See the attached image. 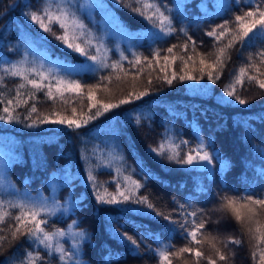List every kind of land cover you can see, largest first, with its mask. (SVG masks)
Segmentation results:
<instances>
[{"label": "trees", "instance_id": "trees-1", "mask_svg": "<svg viewBox=\"0 0 264 264\" xmlns=\"http://www.w3.org/2000/svg\"><path fill=\"white\" fill-rule=\"evenodd\" d=\"M104 2L122 27L131 34L129 44L120 45V51L114 48L111 38L103 41L109 50L107 63L119 61L123 71L119 68H99L86 57L66 49L52 34L43 32L25 18L23 12L40 9L47 4V0H0V77L3 78L0 80V92L5 93L8 98L15 96L16 86L22 81L4 73L3 68L24 57L27 59L26 67H31L35 61L32 59L30 46L48 53L53 60L65 65L88 64L92 68L87 67L80 72H57L67 79L80 81L84 85L83 95L65 93L63 99L56 97L49 100L45 96L47 89L37 92L35 101L25 95L28 104L16 109L22 120L33 103L37 112L32 114L31 120L43 116L55 119L51 115L53 112L69 119H81L89 113L86 88L102 81V76L145 72L149 74V79L152 77L150 75L157 73L155 77H163L162 84L167 86L169 84L164 77L170 79L175 72L176 79L170 88L166 87L163 91L165 86H155V90H160L155 91L151 89L155 84L152 81L155 80L150 79L151 84L147 81L150 87L147 96L140 100L132 99L131 103L112 109L76 132L53 124H41L36 128L24 127V123H30L31 120L20 124H3L0 121V145L10 149L14 156L7 176L17 191L43 193L50 197L51 181L59 187L57 201L64 191L65 197H60V201L70 195L71 200L77 202L74 210L67 216L50 217L52 223L47 227L48 230H71L69 239L61 241L69 252L75 242L72 234L79 231L87 234V239L80 243V264H108L109 257L111 264H159L158 255L149 251L148 246L156 250L164 245H171V250L177 251L187 243L180 229L170 231L171 226L154 215H125L116 206H99L91 187L85 184V169L91 167L97 183L106 185L111 194H116V184L123 183L124 176H131L142 182L144 187L139 194L148 196L166 214L177 203L190 201L193 208L204 210L205 218L209 221L206 233L213 232L218 227L216 220L222 203L221 197L245 194L260 197L264 194V99H259L264 98V89H260L255 81L249 82L247 79V76H255L258 80H264V65L254 59L252 63L255 67H249L248 60L249 54L255 57L262 50L261 44L258 39L253 40L251 46L238 42L234 44L223 58V67L214 71V75L219 72L220 79L213 84L207 79V71L203 75L200 73V64L197 65L198 60H194L199 56L192 51V42L188 41V37L195 42L196 53L200 56L211 47L217 51L225 47L231 35L216 41L206 33L226 20L234 21L236 15H243L244 11H248L249 6L245 0H181L178 8L177 0H158L162 6L171 9L170 15L176 31L168 36L115 0ZM25 3L29 7H24ZM128 3L134 4V0H128ZM13 4L16 6L10 8ZM173 5L176 8L173 9ZM230 27L234 34L237 30L235 23ZM182 28L187 35L180 31ZM52 30L62 34L58 25H53ZM219 31L218 29L217 32ZM93 32L97 33L98 38L100 32ZM185 43L188 44L187 51L182 47ZM174 45L176 47L173 53H168L167 49ZM91 51L95 54V49ZM121 53L126 59L121 60ZM172 55L177 57L174 62L171 60ZM136 56L140 57L139 63L135 62ZM165 56L170 58L168 62H165ZM188 56L193 59L187 60ZM35 65L39 67L38 64ZM163 65L167 71L162 68ZM241 67L246 68L247 75L243 78V86L236 85V91L248 101L247 106L232 102L223 92L224 87L233 82ZM185 73H191L196 79L180 81L179 76ZM52 83L55 84V81ZM173 84L180 89L171 87ZM246 85L260 94H251ZM22 91L27 93V89ZM3 106L0 104V111ZM73 109L76 110L75 116ZM91 111L94 113L95 109ZM6 134L13 135L14 139L9 140L5 137ZM201 138L208 146L207 150L217 157L212 165L190 168L171 163L149 151L150 146L155 147L167 141L166 148L171 150V145H179V151L183 154L189 148H194ZM182 141L188 143L182 144ZM82 155L87 157V162L81 160ZM60 184L63 185L62 188ZM100 190L103 192V187ZM13 192L11 195L0 193V198L5 201L15 200L18 196ZM9 211L15 215L18 210ZM112 219L118 220L124 230L140 241L138 251H133L131 245L112 234L108 226V221ZM74 220L76 224L69 229L68 225ZM9 223L15 222L6 218L5 224L0 225L5 231L0 232V235H6L10 240ZM235 246L229 244V248ZM199 247L204 257L199 264H207L208 245L202 243ZM28 250L34 253L40 251L41 255L45 251L32 245L30 241H18L13 245L5 242L0 250V264H19L25 259L24 253ZM171 259L172 264H178L179 261L193 264L196 260L187 253ZM258 259L257 254L256 260ZM51 264L62 262L57 258L52 259Z\"/></svg>", "mask_w": 264, "mask_h": 264}, {"label": "snow or ice", "instance_id": "snow-or-ice-1", "mask_svg": "<svg viewBox=\"0 0 264 264\" xmlns=\"http://www.w3.org/2000/svg\"><path fill=\"white\" fill-rule=\"evenodd\" d=\"M115 2L128 8L134 15L141 17L146 23L152 25V27L158 28L165 36L171 35L176 31L173 27V17L170 15L171 9H168L167 6H162L158 0H134V4L128 3V0H115ZM245 2L249 6V10L244 11L243 15H236L234 21L226 20L223 24L217 25L216 28L206 33L207 36L213 37L216 41H220L226 35H231L228 44L218 50L214 63H206L203 57L200 58L199 71L202 75L207 71V79L213 84L220 79L219 72H215L214 75V71L218 67H223V58L227 50L232 48L237 42L241 45L251 46L252 41L258 39L262 50L258 51L255 57L249 54V67H255L252 63L254 59H258L259 63L264 65V0H245ZM15 6L13 4L10 8H14ZM23 6L29 7L27 3ZM82 8L83 5L77 6L73 3V0H63V3L55 5L49 2L40 9L23 12V15L43 32L52 34L66 49L86 57L87 60L92 61L99 68H112L113 70L119 68L123 71L122 64L119 61L112 64L107 63L109 50L103 43V38H97L88 25L84 23L81 16L77 14ZM109 23L117 27H122L115 18H112ZM233 23H235L237 29L234 34L233 29L230 27ZM53 25H58L59 29L62 30V34L57 35L53 32ZM218 29L220 30L219 32H217ZM180 31L185 32V35H187L185 29L182 28ZM188 41L192 42V51L197 56H200L199 53H196L195 42L192 41L190 36L188 37ZM175 47V45L169 47L167 52L173 53ZM182 47L187 51L188 44L185 43ZM92 49H95V54L92 53ZM158 56L159 54L157 53L156 57ZM123 59H126V57L121 53V60ZM169 59L168 56L164 57L165 62H168ZM176 59L177 57L175 55L171 56L173 62ZM192 59V56L187 57V60ZM135 62H140L139 56H136ZM26 64V59H21L3 68L4 73L12 77L20 78L22 82L16 86L15 96L12 98H8L5 93L0 92V104L4 105L2 111H0V121L20 124L24 123V121L31 120L32 114L37 112L35 103L28 108L23 120L16 112V109L21 105L28 104V99L24 98L25 95L35 101L36 93L44 89H47L45 96L49 100H53L56 97L63 99L65 93L83 95L84 85L80 81L67 79L58 75L53 69L45 68L43 62L40 63L39 67L35 63L31 67H26ZM246 75V68L241 67L239 73L235 75L233 82L226 85L223 89V92L228 98H231L232 102L244 106H247L248 101L237 94L236 85L243 86V78ZM2 79L0 77V80ZM108 79L110 78L101 77L102 81ZM164 79L171 85L173 80L176 79V73L173 72L171 79L167 76ZM195 79L196 77L191 73H185L179 76L180 81H193ZM247 79L249 82L255 81L260 89H264V80H258L255 76H247ZM53 81H55V84L52 83ZM149 84H151V81H149ZM98 87L99 85L88 87L87 99L89 113L81 119H69L61 116L59 113L53 112L51 115L55 116V119H50L49 116H43L37 120H31L30 123H24V127L36 128L41 124H53L76 132L87 126L91 121L110 112L112 109L131 103L132 99L140 100L149 94L147 90L135 96L129 93L130 99H121L118 103H104L96 99V90ZM24 89H27V93L22 91ZM92 109H95L94 113L91 111ZM75 114L76 110L73 109V116ZM137 123H139V120H137ZM166 143L167 141L155 147L150 146L149 151L157 157L166 158L171 163L190 168L212 165L217 159L212 152L207 150L208 146L202 138L194 148H189L183 154L179 151V145H171L170 150L165 147ZM181 143L187 144L188 142L182 141ZM120 159L123 158L120 157ZM81 160L87 162V157L82 155ZM105 167H108V165H105ZM141 167L143 168V165ZM116 171L120 172L119 169H116ZM85 172L87 177L85 184L91 187L94 198L99 206H116L125 215H154L157 219H162L167 222L171 226L170 231H174L175 228L180 229V233L187 243L177 251H172L171 245H164L162 248L156 250H153L150 245L148 246L149 251H154V254L158 255L159 264H172L171 257H178L185 253L191 254V256L196 258L193 264H199L200 259L204 258L199 247L203 242L210 244L219 261L223 262V264H228L229 257L220 248L216 247L215 243L208 241L206 226L209 221L205 218L203 209L193 208L191 202L188 201L177 203L176 207L166 214L148 196L139 194L144 184L132 179L131 176H124L123 183L117 182L116 194H111L108 193L106 185L97 183L96 176L91 167H87ZM145 174L147 175V173ZM101 187H103V192L100 190ZM11 188L12 185L7 180L6 165L0 164V193L11 195L9 191ZM221 201L219 210H227L230 212L240 225L242 233L247 235L251 241H254L251 256L255 264H264V247H261V245H264V221L260 219L264 215V194L260 197H254L251 194H245L243 196L225 195L221 197ZM76 203V201L66 200L61 204L55 198L44 197L43 195H37L36 197L26 196L18 200L8 201L0 198V225L5 224L6 218L15 222L14 224H8L10 240L6 235H0V250L3 249L5 242L13 245L18 241H30L32 245L39 246V248L45 250L44 255H41L40 251L34 253L32 250H28L24 253L25 259L21 260L19 264H51L52 259L57 258L62 264H80V243L87 239V234L83 231L73 233L75 242L72 251L69 252L65 250L64 245L61 243L68 235L66 230L61 228L48 230L47 227L52 223L49 219L50 217H55L57 214L63 216L72 212L76 207ZM9 209L18 210L17 214L13 215ZM75 224L76 221L74 220L72 224L68 225V228L71 229ZM108 226L112 234L131 245L133 251L139 250L140 241L124 230V226L118 220L112 219L108 221ZM4 231L5 229L0 227V232ZM143 238L141 237V239ZM215 239V237H212V240ZM242 242L241 239H233L230 237L224 243V247L227 248L229 244L239 246ZM257 254L259 255L258 260H256ZM217 259L208 257L207 264H217ZM108 264H111V257H109Z\"/></svg>", "mask_w": 264, "mask_h": 264}, {"label": "rangeland", "instance_id": "rangeland-1", "mask_svg": "<svg viewBox=\"0 0 264 264\" xmlns=\"http://www.w3.org/2000/svg\"><path fill=\"white\" fill-rule=\"evenodd\" d=\"M52 2L55 4L63 3V0H47V3ZM73 3L77 6L83 5V8L78 11V15L81 16V18L84 20V23L88 25V27L93 30L99 31L98 38H103V41H105L108 38H111L114 43V48L117 51H120V45L122 44H129L131 34L128 33L123 27H117L113 24H110L109 21L112 18H115L116 21H119L117 17H115L112 14V11L107 7L104 0H73ZM181 3V0H177L176 7L178 8ZM91 5V7H90ZM175 5H173V9L176 8ZM172 8V7H171ZM120 23V22H119ZM121 25V23H120ZM59 35V33H56ZM93 34L96 36L97 33L93 32ZM30 49L32 50V59L35 61L36 64L40 65L41 62L44 63L45 68H51L56 72L60 71H69V72H80L83 69H87V67L92 68L91 65L86 64L85 66H70L65 65L59 61L53 60L48 53L38 51L33 46H30ZM214 50V51H213ZM218 53L217 49L209 48L208 51L204 54L199 56L196 63L199 65L200 58L203 57L205 59L206 63H214L216 54ZM23 59H26L25 57ZM27 60V59H26ZM165 65H163L162 68H164ZM165 71L167 69L164 68ZM157 73H154L153 75H150L148 79L149 74H146L145 72H136L131 74H116L113 75V77H109L108 80H103L100 82H95L90 84L92 85H99V87L96 90V96L98 99H101L102 101L106 103H112L119 101L121 99H126L129 97V93L139 94L142 91L150 89L148 82L150 79L155 80L152 82H155L151 89L155 90L153 87L158 86L163 87V91L166 90V87L170 88V85H163L161 79L156 78ZM169 78V77H168ZM172 77H170L171 79ZM164 80V79H163ZM86 90H88V87ZM171 87L175 89H180L179 86L172 85ZM246 88H249L251 94L257 95L260 94L257 90H254L253 87L250 85H246ZM160 91V90H155ZM252 96V95H250ZM261 96V95H258ZM264 97V96H262ZM263 100L264 98H259ZM3 124L5 122L2 121ZM5 137H7L9 140H13L14 137L11 134H6ZM13 154L10 149L4 148V146L0 145V164L6 165V172H8L10 161L13 159ZM7 180L8 176H7ZM10 182V181H9ZM50 184V198H55L57 196L58 192V186L54 185L51 181H49ZM60 187L62 188L63 185L60 184ZM14 192H13V191ZM39 190V189H38ZM10 192L16 193L18 197H15V200H18L23 197H36L37 195H43V193H33L28 191H17L13 186L11 189H9ZM46 197V196H44ZM64 198V191L61 192V194L58 196V201L63 204L66 200L72 201L70 198V195H67L64 201H60L59 198ZM220 209V208H219ZM68 214V213H67ZM67 214L63 216H67ZM60 216L57 214L58 217ZM262 221H264V215L260 217ZM217 229L215 228L213 232H207L208 235V241L211 243H215L216 247L220 248L222 252H224L228 257L229 261L228 264H255V261L251 258V252L253 250L252 246L254 244V241H251L250 238L243 234L241 231L240 225L237 223V221L234 219V217L231 215L230 212L227 210H219L218 216H217ZM71 230H68V235L63 239H69V234ZM212 237H215V240H212ZM235 238L241 239L243 242L239 246L231 247L229 248V245L227 248L224 247V243L229 238ZM208 245L207 251H206V258L211 257L213 259H217L215 252L210 247V244L208 242H203ZM206 247V246H205ZM185 260V259H183ZM188 262V261H187ZM187 262L179 261L178 264H187ZM217 264H223V262L219 261L217 259Z\"/></svg>", "mask_w": 264, "mask_h": 264}]
</instances>
